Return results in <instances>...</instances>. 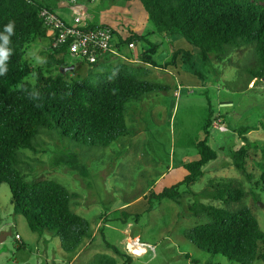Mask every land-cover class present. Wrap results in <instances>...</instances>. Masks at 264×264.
<instances>
[{"label": "rangeland", "instance_id": "374dc122", "mask_svg": "<svg viewBox=\"0 0 264 264\" xmlns=\"http://www.w3.org/2000/svg\"><path fill=\"white\" fill-rule=\"evenodd\" d=\"M44 1L70 24L78 16L84 23L105 17L114 20L120 29L139 28L150 42L159 45L153 55L157 63L172 56L173 39L160 32L148 33L155 26L138 0H76V4L70 0ZM47 45V38H33L25 49L24 60L35 66L46 65L47 53L41 50ZM191 47L193 63L203 80L181 58L180 63L176 61L177 68L151 66L146 80L167 86V90L147 93L141 100L129 102L126 124L130 131L108 147H77V158L72 163L62 157L68 155V147L56 145L48 135L42 136L40 148L47 150L36 155L29 153L37 158L32 162V173L56 180L79 194L72 208L90 222L93 237L86 239L75 253L65 251L58 236L32 232L25 217L14 213L10 187L3 183L0 264H94L100 254L115 256L123 264L108 243L130 254L131 264H241L222 254L202 251L185 236L192 227L206 222L190 214L193 202L224 206L221 201L199 198L182 186L180 203L154 199L150 208L151 193L157 194L182 181L187 175L185 163L198 159L197 143L204 136L211 106L216 121L210 128L208 144L217 152V158L203 167V175L192 191H202L211 180L232 181L247 195L227 208L235 211L240 206L250 207L264 231V190L259 185L264 148V80L252 79L248 70L250 61L254 62V50L245 47L222 59L209 57L203 62L200 52ZM67 62L76 64L68 71L69 78L79 80L90 72L95 79L112 69L92 67L74 57ZM28 79L34 82V76ZM240 127L250 128L246 136L253 143L246 174L233 165L232 151L243 144ZM127 203L129 207L124 208ZM137 241L141 246L135 247ZM250 264H264V260L256 259Z\"/></svg>", "mask_w": 264, "mask_h": 264}, {"label": "trees", "instance_id": "16d2710c", "mask_svg": "<svg viewBox=\"0 0 264 264\" xmlns=\"http://www.w3.org/2000/svg\"><path fill=\"white\" fill-rule=\"evenodd\" d=\"M138 1L155 26L153 33L185 38L199 49L203 62L209 57L222 59L242 48L252 47L254 62L250 61L253 67L248 70L253 74L252 79L264 80V0ZM45 5L40 0H0V46L9 52L8 59L0 66V186L9 185L14 213L25 217L32 232L58 236L65 251L78 253L86 239L93 237L90 222L72 208L79 194L56 180L32 173L35 170L32 162L37 158L29 153L46 152L47 149L40 148L43 135H48L60 147H68V155L62 157L72 163L77 158L74 151L77 147H108L130 131L126 124L128 103L168 87L147 81L151 70L130 63H118L95 79L91 78L92 72L82 80L69 78V72L60 71L61 67L68 66L67 47L47 51L46 65L35 66L25 61V49L31 40L49 36L50 30L39 14ZM9 21L15 24L14 33L5 31ZM114 34L115 46L122 52L129 49L132 41L146 42L147 49H142L138 55L144 64L167 68L175 66L180 56L184 65L203 80L190 50H174L170 59L159 64L153 57L159 45L150 42L146 35L124 36L116 30ZM4 36H8L7 44ZM100 58L90 65L98 66ZM30 76H34V82L29 81ZM209 113L204 136L197 143L199 158L185 163L187 175L182 181L157 194L151 193L150 208L154 199L167 198L180 203L182 186L199 198L221 201L224 206L200 200L190 205V214L206 222L188 230L186 238L202 251L222 254L241 264L264 260V231L251 208L240 206L235 211L227 208L241 201L247 191L232 181L214 180L202 191H192V186L203 175V167L217 158V152L208 144L210 128L216 121L211 106ZM261 127L264 129V123ZM249 129L239 128L243 144L232 151L233 165L245 174L253 147L246 136ZM259 185L264 190V148ZM107 246L123 264H131L130 254L116 245L108 243ZM94 264L119 263L115 256L100 254Z\"/></svg>", "mask_w": 264, "mask_h": 264}, {"label": "built area", "instance_id": "2783aa9c", "mask_svg": "<svg viewBox=\"0 0 264 264\" xmlns=\"http://www.w3.org/2000/svg\"><path fill=\"white\" fill-rule=\"evenodd\" d=\"M27 1L34 2L35 0ZM70 3L76 4L77 1L70 0ZM39 14L52 33L49 46L51 50L67 47L70 57L84 60L89 64L95 63L102 55L110 52L120 54L119 51L117 53L114 50L115 29L111 26L103 24L96 26L92 24L87 26L68 24L51 7L46 5L41 7ZM82 20L81 16L75 18L76 23H80ZM136 47L137 43L135 41L128 44L129 49L134 50ZM137 245L141 246V243L137 241L135 247Z\"/></svg>", "mask_w": 264, "mask_h": 264}, {"label": "crops", "instance_id": "0c3cea01", "mask_svg": "<svg viewBox=\"0 0 264 264\" xmlns=\"http://www.w3.org/2000/svg\"><path fill=\"white\" fill-rule=\"evenodd\" d=\"M42 1L44 4L48 5L49 7L53 8L51 6V4H48L46 3L44 0H40ZM54 9V8H53ZM55 10V9H54ZM87 16H84V18H86ZM98 20H94L93 22H88V23H84L85 21H82L80 23H76L75 19H74V24L73 25H80V26H87V25H94V24H103V25H108V26H111L112 28H114L116 30L117 33L121 34L120 32L124 33L122 35L124 36H127L129 35L130 33H135V34H138V35H145L143 32H141L139 30V28H127V27H123V28H119L118 26L116 27V22L112 19H107L105 17H102V18H97ZM68 23V22H67ZM70 24V23H68ZM155 29H149V32L148 33H153ZM154 34V33H153ZM48 37H46L48 39V45L46 48H44L43 52H47V51H50V40H51V31L48 32ZM173 39V43L170 44V49H171V52L174 51V50H177V49H185V50H193V48L191 47L190 43L187 41H183L182 38L180 37H177L175 36L174 38H171ZM172 42V41H171ZM116 43H115V39H114V50L118 53V51L120 52V54H115L114 52H110V53H107V54H104L101 56L100 58V61L98 63L99 66H103L105 69H110L112 68L113 66L117 65L118 63H130V64H133V65H136V66H145L147 68H149L152 72V67L151 65L149 64H144L140 59H138V55L140 53V49H147V46L148 44L144 41H141L139 43H137V47L132 50V49H128L126 50L125 52H122L120 50H118L116 48ZM139 46L141 47L139 49ZM197 51H199V49L196 47ZM132 55V56H131ZM69 58L71 57H67L66 59V63L68 64V66L71 64V63H68L67 61H69ZM136 58V59H135ZM181 57L179 56L178 59H177V64L180 63V59ZM81 60V59H80ZM115 61H117L115 63ZM81 62H79L78 64H80ZM178 65H175V66H168V67H175L177 68ZM167 67V68H168ZM199 158V157H198ZM124 208H127L129 207V203L125 204L123 206Z\"/></svg>", "mask_w": 264, "mask_h": 264}, {"label": "clouds", "instance_id": "9594fccd", "mask_svg": "<svg viewBox=\"0 0 264 264\" xmlns=\"http://www.w3.org/2000/svg\"><path fill=\"white\" fill-rule=\"evenodd\" d=\"M15 24L13 21H9L8 24L5 26V31L8 33H14ZM5 44L8 43V36H4ZM9 52L3 46H0V66L4 64V61L8 59Z\"/></svg>", "mask_w": 264, "mask_h": 264}, {"label": "water", "instance_id": "95a60500", "mask_svg": "<svg viewBox=\"0 0 264 264\" xmlns=\"http://www.w3.org/2000/svg\"><path fill=\"white\" fill-rule=\"evenodd\" d=\"M75 66H76V64H73V65H70V66H63V67L60 68V71H61L62 73H66V72H68V71L74 69ZM0 240H2V238H0ZM128 247H129V244H128ZM129 249H130V247H129Z\"/></svg>", "mask_w": 264, "mask_h": 264}]
</instances>
